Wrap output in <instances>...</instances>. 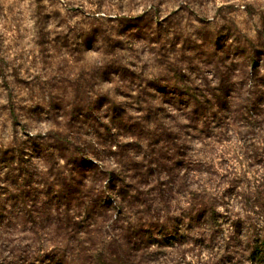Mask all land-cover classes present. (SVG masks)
Listing matches in <instances>:
<instances>
[{
  "label": "rangeland",
  "instance_id": "obj_1",
  "mask_svg": "<svg viewBox=\"0 0 264 264\" xmlns=\"http://www.w3.org/2000/svg\"><path fill=\"white\" fill-rule=\"evenodd\" d=\"M56 133L67 141L42 140ZM4 151L42 203L13 208L0 165V264H96L129 222L153 233L131 250L137 264H252L264 0H0ZM58 179L69 212L44 196ZM196 208L200 228L186 218ZM158 217L178 222L171 242L149 226Z\"/></svg>",
  "mask_w": 264,
  "mask_h": 264
},
{
  "label": "trees",
  "instance_id": "obj_2",
  "mask_svg": "<svg viewBox=\"0 0 264 264\" xmlns=\"http://www.w3.org/2000/svg\"><path fill=\"white\" fill-rule=\"evenodd\" d=\"M133 128V127H132ZM55 139L58 142H65L67 141V136H63L62 134L56 133L55 136L53 137H49L45 136L42 138V140L46 141L48 139ZM34 139V138H32ZM47 146L46 142H43L42 144H40V147L42 148V150H44V146ZM7 151L1 152L0 153V165L2 166V168L5 169V171L1 172L3 173V176L5 178V180L7 181V185L12 187L14 189V191L18 192V195L15 197H13V199H11L10 202H13V208H15L17 206V209L20 210L21 214L24 215L23 211L27 210V206H28V202H36V204H41L42 201H38V196L35 197V194H32L31 190H27L26 183H23L22 180L25 177L22 176L19 172L22 171L20 166H14L13 165V161L11 158L7 157ZM49 156L52 155H48V157L46 156V158H49ZM73 164L74 165H78L81 166V164L83 165V163H79L81 162L79 157H77V159L75 158V155L73 156ZM24 174V173H23ZM48 175L46 174H42V178L43 176ZM118 176L120 175H116L117 178H119ZM28 177H31V175H29ZM26 177V178H28ZM48 177V176H47ZM32 179V177H31ZM14 180V181H12ZM21 180V181H20ZM61 180H57V183L55 184V186L58 187L57 189V195H53L50 196L51 194V190L48 189L49 191L46 192V194H44V196L48 199L47 204H49L51 207L55 208V211H58V207L59 205L64 206L66 209V212H69L70 208V198L68 197L70 193H72L74 190L72 188H70V184H65L63 182H60ZM39 185L41 182H38ZM46 181L43 183V186L46 185ZM77 190V189H76ZM122 190L124 191V189L122 188ZM120 190V191H122ZM78 191V190H77ZM76 192V191H75ZM125 192V191H124ZM43 193V191H42ZM66 193L68 195H66ZM37 194V193H36ZM34 196V197H33ZM146 201H144L142 204H145ZM146 205V204H145ZM129 206V205H126ZM147 207V205H146ZM127 208V207H126ZM209 208H206L205 210H208ZM163 211L168 210L167 207H163L162 209ZM191 210V208H190ZM197 210V211H195ZM194 211H192V213H188L187 215V220H188V225H190L191 227H199L200 228V221L202 219V213L199 212V208H196ZM136 214H138L139 211H135ZM144 212H149L148 209H146ZM207 212V211H206ZM213 214V213H212ZM25 216V215H24ZM205 216H207V214L205 213ZM137 218V217H135ZM141 217H138L137 221L140 219ZM213 219V217H211ZM176 222V223H175ZM173 225H165V224H161L159 223V217L157 218V220L154 222H150L149 226L152 227L153 229L157 228L158 230V235H167L171 234L169 236V239H167V242H171V240H174L175 238L172 237V232H168L169 230H173V229H178V222L175 221ZM74 224H78L77 222ZM89 224V222H88ZM240 223H237L236 227L237 228H241ZM143 226V227H142ZM172 226V227H171ZM144 225H141L139 222H129L127 226H121L120 228V232L118 234H115L114 237L111 239L110 241V253H107L104 249H98L94 255L96 264H115L116 262H119L118 264H137L133 258H136V253H131V250L134 252H137L139 250H142L145 248V246L149 243H151V237H152V232H147V229H144ZM238 231V229H237ZM252 238V237H251ZM246 253L243 254H247L248 259L246 260H250L252 262V264H264V230H262L260 233H257L256 235H254V237L252 239H250L248 237V246L245 248L244 250ZM241 258V257H239Z\"/></svg>",
  "mask_w": 264,
  "mask_h": 264
}]
</instances>
